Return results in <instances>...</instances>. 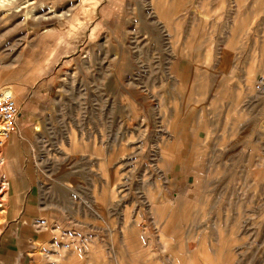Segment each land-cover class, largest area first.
I'll list each match as a JSON object with an SVG mask.
<instances>
[{
  "label": "rangeland",
  "instance_id": "374dc122",
  "mask_svg": "<svg viewBox=\"0 0 264 264\" xmlns=\"http://www.w3.org/2000/svg\"><path fill=\"white\" fill-rule=\"evenodd\" d=\"M262 73L264 0H0V264H264Z\"/></svg>",
  "mask_w": 264,
  "mask_h": 264
},
{
  "label": "crops",
  "instance_id": "0c3cea01",
  "mask_svg": "<svg viewBox=\"0 0 264 264\" xmlns=\"http://www.w3.org/2000/svg\"><path fill=\"white\" fill-rule=\"evenodd\" d=\"M52 98V92L47 86H38L33 89L22 102L16 99L17 106L20 110V117L17 130L11 138V143L19 147L22 152L29 149L31 143H36L38 127L42 126L45 120L44 113L47 110L48 103ZM30 214L22 217L27 220ZM30 220V219H29Z\"/></svg>",
  "mask_w": 264,
  "mask_h": 264
},
{
  "label": "built area",
  "instance_id": "2783aa9c",
  "mask_svg": "<svg viewBox=\"0 0 264 264\" xmlns=\"http://www.w3.org/2000/svg\"><path fill=\"white\" fill-rule=\"evenodd\" d=\"M254 90L264 94V73L258 76ZM20 110L12 92L4 91L0 94V136L4 139L14 134L18 127Z\"/></svg>",
  "mask_w": 264,
  "mask_h": 264
},
{
  "label": "bare ground",
  "instance_id": "6f19581e",
  "mask_svg": "<svg viewBox=\"0 0 264 264\" xmlns=\"http://www.w3.org/2000/svg\"><path fill=\"white\" fill-rule=\"evenodd\" d=\"M9 2V1H8ZM6 91H9V92H12L11 90H6ZM4 92V91H3Z\"/></svg>",
  "mask_w": 264,
  "mask_h": 264
}]
</instances>
